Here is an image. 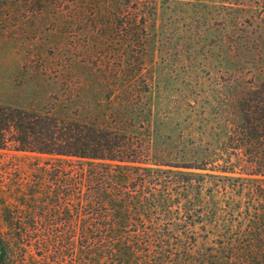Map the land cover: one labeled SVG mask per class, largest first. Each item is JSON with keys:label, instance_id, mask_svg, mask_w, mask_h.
Returning a JSON list of instances; mask_svg holds the SVG:
<instances>
[{"label": "trees", "instance_id": "1", "mask_svg": "<svg viewBox=\"0 0 264 264\" xmlns=\"http://www.w3.org/2000/svg\"><path fill=\"white\" fill-rule=\"evenodd\" d=\"M76 1L72 19L101 12L98 0ZM136 1L103 7L121 15L140 68L68 58L49 110L0 105V150L50 156L9 183L10 203L0 196V264H264V0L223 1L238 7L233 24L248 22L235 33L239 69L226 72L213 149H179L159 120L140 70L156 0ZM212 223L218 242L195 252L190 233Z\"/></svg>", "mask_w": 264, "mask_h": 264}, {"label": "rangeland", "instance_id": "2", "mask_svg": "<svg viewBox=\"0 0 264 264\" xmlns=\"http://www.w3.org/2000/svg\"><path fill=\"white\" fill-rule=\"evenodd\" d=\"M223 1L156 0L155 19L147 28L149 38L140 70L153 78L155 112L179 149L218 148L212 143L222 136L220 108L226 72L234 74L239 69L234 60L237 53L232 51L235 33L241 22H248L243 17L233 24L232 14L238 7ZM103 2L98 0L101 12L91 20L82 15L72 19L71 10L80 5L76 0H0V105L49 110L61 90L68 58L100 60L114 73L140 68L133 57L129 61L128 53H141V48L134 37L129 43L120 36L121 15L103 7ZM135 4L131 0L130 6ZM249 69L244 65L245 71ZM49 158L0 150V196L7 197L6 203L12 201L9 183L14 178L24 182L34 161ZM218 223L197 225L190 233L198 240L195 252L215 247L223 233ZM4 230L0 209V232Z\"/></svg>", "mask_w": 264, "mask_h": 264}]
</instances>
